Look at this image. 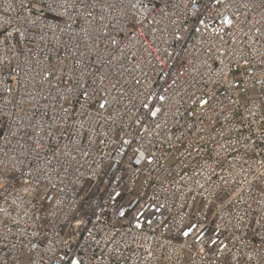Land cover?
Returning <instances> with one entry per match:
<instances>
[{
    "label": "built area",
    "instance_id": "obj_1",
    "mask_svg": "<svg viewBox=\"0 0 264 264\" xmlns=\"http://www.w3.org/2000/svg\"><path fill=\"white\" fill-rule=\"evenodd\" d=\"M0 264H264V0H0Z\"/></svg>",
    "mask_w": 264,
    "mask_h": 264
}]
</instances>
